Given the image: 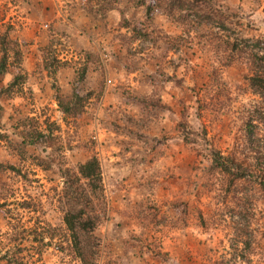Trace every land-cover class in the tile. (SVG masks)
Masks as SVG:
<instances>
[{
    "label": "rangeland",
    "instance_id": "1",
    "mask_svg": "<svg viewBox=\"0 0 264 264\" xmlns=\"http://www.w3.org/2000/svg\"><path fill=\"white\" fill-rule=\"evenodd\" d=\"M3 35L0 258L82 264L60 199L96 157V264H264V0H7Z\"/></svg>",
    "mask_w": 264,
    "mask_h": 264
},
{
    "label": "trees",
    "instance_id": "2",
    "mask_svg": "<svg viewBox=\"0 0 264 264\" xmlns=\"http://www.w3.org/2000/svg\"><path fill=\"white\" fill-rule=\"evenodd\" d=\"M220 25L223 29L229 28L223 21H221ZM10 44L11 41L8 35L1 36L0 51L2 52V56L0 58V77L6 74L8 70L9 51L12 49L9 46ZM229 45L232 50L238 48L236 41H230ZM263 45L264 41L257 40L256 44H253L251 48L249 45L245 48L252 54V62L257 66V69H259V66L264 67V54L261 55L259 52H256L255 47L260 53H264ZM15 53L18 54V52ZM249 81L254 88L264 93V73L258 70V72L249 78ZM23 83V75L16 76L6 88L0 90V99L2 95H10L14 89H20V85ZM73 95L75 101L82 99L76 87L74 88ZM60 106L65 107L62 102H60ZM3 112L4 108L0 103V125ZM28 143L30 145L34 142L32 140L30 142L24 140L22 145L25 146ZM213 162L217 167L231 174L235 180L245 178L248 175L247 169L241 165L238 167L234 161L221 157L219 153H214ZM0 167L3 166L0 165ZM64 178L65 183L63 196L60 199V207L64 213V222L69 232L71 248L82 264H96L99 247L101 245L96 231L101 222L108 217V209H106L108 202L103 184L104 179L101 162L98 158L94 157L79 166L77 175L66 173ZM52 236H54L53 233ZM4 259L7 260V264H27L23 258L10 259L7 254L0 258V262Z\"/></svg>",
    "mask_w": 264,
    "mask_h": 264
},
{
    "label": "crops",
    "instance_id": "3",
    "mask_svg": "<svg viewBox=\"0 0 264 264\" xmlns=\"http://www.w3.org/2000/svg\"><path fill=\"white\" fill-rule=\"evenodd\" d=\"M4 1H7V0H0V4H2Z\"/></svg>",
    "mask_w": 264,
    "mask_h": 264
}]
</instances>
